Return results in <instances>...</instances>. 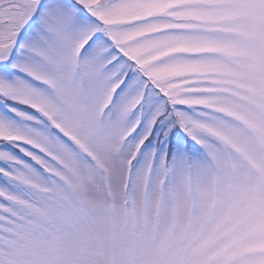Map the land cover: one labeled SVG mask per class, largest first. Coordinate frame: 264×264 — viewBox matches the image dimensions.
<instances>
[{
    "label": "snow or ice",
    "instance_id": "6c2138e0",
    "mask_svg": "<svg viewBox=\"0 0 264 264\" xmlns=\"http://www.w3.org/2000/svg\"><path fill=\"white\" fill-rule=\"evenodd\" d=\"M0 264H264V0H0Z\"/></svg>",
    "mask_w": 264,
    "mask_h": 264
}]
</instances>
